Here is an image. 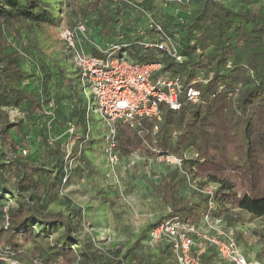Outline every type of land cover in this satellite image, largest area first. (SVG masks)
I'll return each mask as SVG.
<instances>
[{"label": "trees", "instance_id": "trees-1", "mask_svg": "<svg viewBox=\"0 0 264 264\" xmlns=\"http://www.w3.org/2000/svg\"><path fill=\"white\" fill-rule=\"evenodd\" d=\"M66 1L77 10L70 8L73 23L63 28L86 26L92 42L83 43L86 53L103 56L97 45L112 55L124 53L137 64H160L154 76L180 79V108L159 105V121H117L110 151L108 128L98 113L99 118L90 114L96 112V103L64 41V55L73 65L68 73L43 60L32 64L11 35L17 22L52 24L53 10L43 0H0V253L24 264H148L136 247L145 242L157 248L153 264H177L166 241L151 243V231L169 219L203 227V215L208 214L233 230L222 215L230 207L264 226V0H250V9L234 8L227 0H188L183 5L171 0ZM142 11L151 14L153 23ZM164 35L175 45L180 62L168 50L145 46L164 42ZM25 60H31L27 67ZM63 86L70 97L59 107L66 92L60 98L55 92ZM190 87L199 91L197 104L185 98ZM96 140L102 141L113 185L109 192H99L101 204L121 198L116 172L133 167L136 157L142 162H156L161 155L182 159L180 169L166 166L168 173L150 179L164 215L125 252L105 250L77 232L80 226L62 212L47 210L49 203L38 193L46 177L45 188L53 191L64 177L69 183L78 171L86 176L80 161ZM191 153L197 157L187 158ZM84 181L82 177L79 183ZM190 182L196 184V199L184 195ZM208 184L215 187L205 194ZM76 212L83 222L82 210ZM54 231L59 234L52 238ZM255 235L264 244V229ZM194 240L196 247H204L199 255L203 264H228L212 245Z\"/></svg>", "mask_w": 264, "mask_h": 264}, {"label": "rangeland", "instance_id": "rangeland-1", "mask_svg": "<svg viewBox=\"0 0 264 264\" xmlns=\"http://www.w3.org/2000/svg\"><path fill=\"white\" fill-rule=\"evenodd\" d=\"M43 1L53 10V23L47 25L17 22L13 25L11 35L13 39H17L22 43L25 51H20L27 53L32 58V64L33 61L41 62L43 60L49 67L58 66L68 73L73 70V65L71 60L64 55L61 33L63 27L73 23V15L70 11L71 9L76 11L77 8L74 10L69 7L66 0ZM249 1L227 0L234 8L242 7L244 9L251 8L252 5L249 4ZM16 47L20 48L17 43ZM112 56L120 57V53L115 52ZM23 63L26 67L30 65L26 60ZM61 92H66L64 94L65 98H60ZM55 94L60 98L59 107L64 106L69 101L70 95L66 90V86H63L62 89L56 88ZM90 114L93 115V118L98 117L94 111ZM56 137H60V134L56 133ZM84 155L85 159L80 161V164L83 163V168L87 169L86 176H82L81 172L78 171L74 173L69 183H57L53 191L45 188V184L49 182L48 177H46L42 179V185L39 187L38 193L49 203L47 210L62 212L70 217L74 225L80 226L77 227V232H80V234L86 233L105 250L119 248L121 252H125L129 247L135 245L138 235L148 225L164 215V209L150 187V179L153 178V175L156 178L157 174L168 173L170 169L163 163L153 162L151 159L142 162L140 157H136L135 160L139 161L130 169L123 170L120 167L117 172L114 171L121 183L123 192L121 198L112 197V204H101L102 200H98L99 192H109V188L113 186L109 180L111 173L108 172L107 163L109 162H107L102 151V141H94L92 147L85 150ZM82 177L85 178L83 184L79 183ZM194 186L196 187V184H190L189 187L184 189L186 197H190V199L197 198L192 195V191H195ZM214 187L213 184L206 186L210 190ZM9 204L11 203L6 202V205ZM79 208L83 214V222L80 223L78 222V216H76V211ZM226 210V212H222L224 224L234 230L235 240L242 253L251 264H264V244L259 243L255 235V232L264 229L263 224L238 209L228 207ZM58 234L59 232L54 231L52 238L58 236ZM140 245H136L139 249L138 252L147 257L145 261L148 264H153L157 255V248L149 246L145 242L143 246Z\"/></svg>", "mask_w": 264, "mask_h": 264}, {"label": "built area", "instance_id": "built-area-1", "mask_svg": "<svg viewBox=\"0 0 264 264\" xmlns=\"http://www.w3.org/2000/svg\"><path fill=\"white\" fill-rule=\"evenodd\" d=\"M177 5H183L188 0H171ZM144 17L153 23L150 13L142 11ZM61 38L69 51L75 67L79 71L81 81L88 85L90 94L96 103V113L100 115L108 128L107 139L109 150L114 147L113 136L114 124L117 121L132 123L135 119L149 118L160 120L159 105L165 104L172 111L180 108L179 96L183 88L178 77L154 76L160 70L158 63L137 64L125 58L122 53L120 57H113L107 50L99 46L94 47L103 56L95 57L85 52L83 43L92 44L87 34L86 26L79 23L71 28H63ZM164 42L158 44H145L146 47H155L159 50H168L176 62L181 57L170 38L164 35ZM205 83V82H204ZM185 98L192 104L199 101V91L193 87L186 90ZM16 112H11L15 114ZM156 130V127L154 128ZM26 151H23L25 154ZM196 153L187 156L195 159ZM116 158L110 159L114 163ZM157 163L180 169L182 159L173 155H161L156 158ZM132 164V162H131ZM67 178H63V183ZM195 185V182H190ZM197 190V187H193ZM210 194V189L202 191ZM209 204V209L211 208ZM203 228L195 227L189 222H182L172 218L154 228L151 233V243L156 244L166 241L176 259L177 264H203L199 255L203 253L204 247H196L195 238L212 245L219 257L228 264H251L242 254L231 229L225 228L219 218H210L203 215ZM7 224V223H6ZM0 260L4 264H24L18 260L0 253ZM36 264V263H33Z\"/></svg>", "mask_w": 264, "mask_h": 264}]
</instances>
